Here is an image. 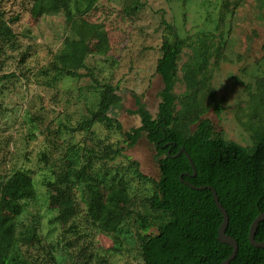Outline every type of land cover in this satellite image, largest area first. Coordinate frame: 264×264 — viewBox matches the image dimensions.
Masks as SVG:
<instances>
[{"label": "rangeland", "instance_id": "1", "mask_svg": "<svg viewBox=\"0 0 264 264\" xmlns=\"http://www.w3.org/2000/svg\"><path fill=\"white\" fill-rule=\"evenodd\" d=\"M133 2L138 9L129 15L124 8ZM0 15L14 35L9 41L0 39V179L24 170L36 191L33 199L22 201V212L14 221L18 244L12 264H143L135 218L114 234L96 229L85 216L78 187L75 208L66 207L57 220L43 182L89 162L88 184L100 192L110 183L124 184L134 209L145 208L151 185L128 168L134 161L141 175L157 180L155 151L144 136L127 146L123 132L140 126L133 113L137 97L153 117L157 113L162 82L155 68L167 25L181 38L203 33L214 44L225 43L218 65L210 66V86L224 98L223 108L219 115L210 109L203 118L226 140L251 146L253 130L264 125L261 104L255 102L261 93L256 82L264 77V9L259 0H97L84 16L99 29L88 43L85 66L78 71L85 76L80 79H52L51 62L70 33L63 12H38L28 0H0ZM190 55L185 47L178 62L176 95L186 89L182 66ZM103 84L116 87L121 98L109 116L122 132L99 123L80 130L97 109ZM106 145L121 148V156L102 158ZM87 151L93 154L89 159Z\"/></svg>", "mask_w": 264, "mask_h": 264}, {"label": "trees", "instance_id": "2", "mask_svg": "<svg viewBox=\"0 0 264 264\" xmlns=\"http://www.w3.org/2000/svg\"><path fill=\"white\" fill-rule=\"evenodd\" d=\"M28 1L38 12L41 9L48 13L63 12L69 25L70 33L50 65L52 79L84 77L85 74L78 71L84 68L88 43L99 29V25L88 23L84 16L94 9L97 0ZM259 2L264 9V0ZM127 9L132 15L137 11L138 3L126 6L125 13ZM166 28L169 32L160 46L161 56L155 68L162 82L157 113L153 117L137 97L133 113L139 117L140 126L123 132L127 146H133L144 136L155 151L159 171L157 180L141 175L134 161H130L128 168L135 177L151 185L145 208L134 209L129 188L124 184L110 183L102 192L95 185L88 184L89 162L64 170L43 182L49 193V206L56 208L57 220H61L66 207L75 208L74 191L80 187L84 195L85 216L96 229L114 234L123 223L135 218L143 264H221L232 249L217 240L222 218L212 193L207 189H190L180 181L182 176L183 181L191 185L210 186L216 191L229 218L226 234L238 244L236 257L230 264H262L264 249L252 247L248 233L252 221L264 213V125L253 130L252 144L247 147L228 141L216 132L212 122L203 116L210 109L219 115L223 108L224 98L217 96L210 86V66L218 65L225 43L214 44L203 33L193 39L181 38L173 28L168 25ZM13 37L0 15V39L9 41ZM185 47L191 50L182 66L186 89L176 95L178 62ZM261 60L264 72V56ZM9 77L11 75L2 76V79ZM256 84L261 93L255 102L258 104L259 100L264 112V77ZM99 94L97 109L80 124V130L99 123L109 131L122 132L121 125L109 116V111L121 103L116 87L103 84ZM181 148L193 162L194 177L185 154L177 156ZM121 152V148L106 145L101 156L113 159L121 156ZM92 155V151H87L86 158ZM35 193L33 179L27 171L16 170L7 179H0V264L14 262V248L18 244L14 221L22 212V201L33 199ZM152 228L155 233H149ZM34 235L30 238L31 243ZM255 241L264 242V221L257 227Z\"/></svg>", "mask_w": 264, "mask_h": 264}, {"label": "water", "instance_id": "3", "mask_svg": "<svg viewBox=\"0 0 264 264\" xmlns=\"http://www.w3.org/2000/svg\"><path fill=\"white\" fill-rule=\"evenodd\" d=\"M180 153H184L185 154V156H186V158H187V160L189 162V165H190V167L192 169V173H193L192 177H194L195 174H196V170L194 168V165H193V162H192L191 158L189 157V155L187 153H185L183 148L180 149L179 153H177V156ZM185 175L187 176V174H185ZM179 179H180V181L182 183H184L186 186H188L192 190L202 191V190L207 189V190L211 191L214 204H215L216 208L218 209V211L220 212L221 218H222V222H221V224L218 227L217 240L219 241V243L228 245L232 249L231 254L229 255V257L227 259H225L221 264H230V262L236 257V254H237V251H238V244L232 237H230V236H228L226 234V229H227V226H228L229 218H228V214H227L226 210L219 203L216 191L210 186L196 187L194 185H191L188 182L183 181L182 176H180ZM263 221H264V213H260L252 221V223L250 225V228H249V233H248L249 244L252 247L259 248V249H264V242H256L255 241V233L257 231L258 225L261 222H263ZM262 264H264V263H262Z\"/></svg>", "mask_w": 264, "mask_h": 264}]
</instances>
